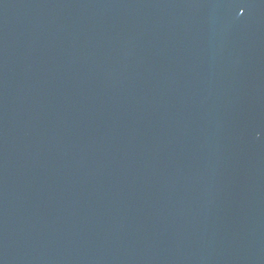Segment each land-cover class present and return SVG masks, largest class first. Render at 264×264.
Listing matches in <instances>:
<instances>
[{
    "label": "water",
    "instance_id": "water-1",
    "mask_svg": "<svg viewBox=\"0 0 264 264\" xmlns=\"http://www.w3.org/2000/svg\"><path fill=\"white\" fill-rule=\"evenodd\" d=\"M0 264H264V0H0Z\"/></svg>",
    "mask_w": 264,
    "mask_h": 264
}]
</instances>
